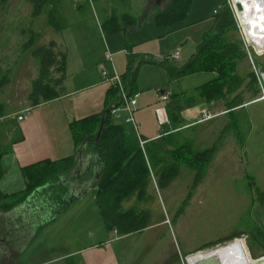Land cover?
Wrapping results in <instances>:
<instances>
[{
  "label": "rangeland",
  "instance_id": "rangeland-1",
  "mask_svg": "<svg viewBox=\"0 0 264 264\" xmlns=\"http://www.w3.org/2000/svg\"><path fill=\"white\" fill-rule=\"evenodd\" d=\"M129 1V11L137 17L135 18L140 21L139 25L143 26V29L127 36V41L121 40L122 47H127V50L135 48L132 50L139 52L136 54L141 56L145 54L142 56L145 60L155 62L164 61L166 55L173 54L175 48L179 47L180 59L169 60V66L177 71L190 60L193 54L191 50L195 52L204 32L212 29L214 10L222 7L226 0H193L189 15L171 26L173 30L170 27H157L152 35L145 32L152 27V23H155L160 6H165L169 0L159 2L127 0V3ZM61 2L63 27L66 26L61 31H56L48 23L47 9L50 8H46L41 15L33 18L28 0H10L5 5L0 3L1 67L9 72L10 78V83L0 89V120L3 118V123L13 121L11 115L25 107L23 102L26 101V90L27 88L29 92L32 90V83L38 76L39 62L33 56L36 48L51 37L54 39L51 41L57 40L60 44L59 49L66 57L69 54L68 58L73 60L76 53L73 44H78L82 53L78 55H84L86 51L85 61L88 63L86 67L92 69L90 63L97 54V29L101 31V27L107 36L111 33L104 27L107 15L101 8L119 10L122 13L123 6L127 4L126 0H61ZM87 8L92 9L94 14L87 17ZM31 32L38 36L33 47L28 50L26 44ZM141 33H145L146 42L133 47L130 38L141 42ZM234 37L239 39L238 33L235 32ZM160 41L161 44H158ZM82 43H85L86 50L82 49ZM146 47L165 53H156ZM139 61L136 58L134 66ZM261 63H264V56L256 57V67L264 70ZM156 69H159V72H143L141 80L138 79V91L141 95H160L161 90L149 86L153 81L157 82L158 86L160 85L163 90H169L177 99L180 96L178 100L183 108L182 121L173 127L193 122L198 118L202 101L206 103L200 97L198 87L216 78L217 73H199L179 80L172 79L163 67ZM238 72L247 80V84L250 81L249 75L254 72L249 59L245 58L239 63ZM258 87L261 91L260 84ZM240 92L246 105L215 120L177 129V133L171 137L176 146L189 143L196 151L216 146L213 159L206 168L205 177L196 189L193 188L195 173L183 164L180 176L168 188L159 189L153 179V183L147 189L150 197L148 201L139 202L132 197L124 202L125 210L134 207L150 212L151 226L143 233L121 236L115 230H108L99 214L94 190H87L88 193L83 200L93 207L92 235L87 230V237L83 243L78 241L71 248L72 252H75L72 256L75 263L77 260L78 264H85L81 259L87 249L77 252L84 246H91L89 249L95 251L120 252L122 264H189L188 257L216 250L231 243L235 245L238 243L243 252L246 250L245 253H248L250 258L244 262L246 260L251 264L264 262V100H258L261 93L257 95L250 93L245 87ZM29 104L32 105L30 101ZM224 107L226 106L221 105L219 111L225 110ZM177 111L173 112L179 115ZM167 114L170 120L168 111ZM166 126L163 129L169 128L168 124ZM1 137L6 138L4 132ZM63 190L61 181H54L49 192L52 202L61 210L65 204L69 205L76 199L73 192L63 196ZM190 193L192 196L189 204L185 211L178 215ZM50 213L45 209L42 216L37 217L31 210L29 214L23 213L22 219L24 223H38L40 220L48 222L53 216V212ZM30 232L26 231V235L30 236ZM232 237L236 238L231 239ZM219 242L221 243L218 244ZM210 244L215 245L202 249ZM52 254L56 256L55 254L60 253L56 251ZM18 262L22 264V261Z\"/></svg>",
  "mask_w": 264,
  "mask_h": 264
},
{
  "label": "crops",
  "instance_id": "crops-1",
  "mask_svg": "<svg viewBox=\"0 0 264 264\" xmlns=\"http://www.w3.org/2000/svg\"><path fill=\"white\" fill-rule=\"evenodd\" d=\"M149 1L151 2V0ZM126 5L123 6L124 11L122 13L119 10L101 8L107 15L106 22L112 19L113 16L118 18L120 29L109 33L110 35L108 36L102 31L101 27V31L97 29L96 35L98 33L99 36H97V54L96 58L90 63L93 66L92 69L86 67L88 65L85 61L86 51L84 55H78L82 54L81 50L78 44H73L76 53H74L75 57L73 60H70L68 58L69 54H67L66 79L64 82L65 94L61 98L38 106H30L29 95L31 91L29 92V88H27L26 101L23 102L25 107L11 115L13 121L3 123V118L0 120V148L2 153L0 157L2 172L0 193L3 195L21 193L26 189V183L22 174L24 167L41 161H60L76 156L73 169L70 172L61 173L44 188L28 196L25 201L13 209L9 211L0 210V264H19L18 260L22 261V264H55L56 262L68 264L70 260H73L72 256L75 253L71 250L73 245L78 241L83 243V240L87 237V230L92 235L91 216L93 214V207L87 204L83 198L88 193V189H93L94 193L97 190L100 178V166L98 164L93 165L94 159L89 154L79 153L76 155V145L70 130V124L75 120L101 114L105 109V99L110 89L107 79L113 76L114 71H117L121 75L127 71L128 54L133 53L132 49L135 48L131 47V50H127V47L123 48L121 40L127 41V36L142 31L143 26L139 25L140 21L129 11L130 1ZM164 7L160 6V10ZM48 11L49 9H47ZM87 13V17L94 14L90 8H87ZM157 27L159 26L156 24L155 16V23H152V27L148 28L145 33L152 35L155 33V28ZM145 33H141V42H138V39L130 38L131 45L135 47L138 43H145L147 40ZM51 40L54 39L48 38L42 45L48 44ZM55 42L57 43V47L60 46L57 40ZM64 43L65 41H63ZM158 44H161V41ZM81 47L86 50L85 43H82ZM146 49L160 54L165 53L153 50L152 48L146 47ZM177 49L180 48L176 47L175 51ZM58 50H60L59 47ZM105 51L112 53L114 64L106 60ZM194 51L196 52V50ZM195 52L191 50V53L194 54ZM136 53L139 52H134V54ZM173 54L166 55L164 60L167 59L169 61V56ZM142 56L138 58L140 61H142ZM102 66L107 69V78L104 77ZM157 67L163 66L159 64H142L138 79L141 78L143 72H159V69H156ZM149 86H155L154 89L161 90L160 95H167L168 100L161 102L158 99L159 95L156 94L152 96L141 95V92L138 91L137 81L136 93H139L140 97L135 116L139 127H141L140 135L149 141H157L164 144L167 149H172L175 146L171 137L174 135L172 133H177V129H183L188 125H196L199 122L206 123L215 120L217 117L225 116L224 114H228L229 112L226 107H224L225 110L219 111L221 105L225 106L224 101L212 102L210 104L202 101L197 114L198 118L180 127H173L182 121L183 108L178 100L180 96L177 99L173 93L169 90H163L155 81ZM202 100L204 99L202 98ZM159 107H165L171 116L168 129H163L167 126L160 125L158 122L155 111ZM174 109H179L180 114H175L173 111L177 110ZM204 112L210 114L213 118L202 121ZM20 115L24 116L23 120H18ZM2 132L5 133L6 138L2 139ZM54 181H61V184L64 186L63 196L67 195L68 192L76 194L74 195L76 199L63 211L50 198L49 192ZM96 186L97 188H95ZM45 209L49 213L53 212V216L48 222L42 220L38 221V223L23 222V213L29 214L33 210L35 216L40 217ZM45 215L44 213L43 217ZM28 230L31 231L30 236L26 235V231ZM90 247L84 246L81 250L77 251L80 252L87 249L83 252L81 259L85 264H122L120 260L122 253H112L109 250L95 251L94 249H89ZM56 251H59L60 254L53 256L52 253ZM74 264H78V261L76 260Z\"/></svg>",
  "mask_w": 264,
  "mask_h": 264
},
{
  "label": "trees",
  "instance_id": "trees-1",
  "mask_svg": "<svg viewBox=\"0 0 264 264\" xmlns=\"http://www.w3.org/2000/svg\"><path fill=\"white\" fill-rule=\"evenodd\" d=\"M9 1L0 0V3L5 5ZM192 1L169 0L165 7L157 13L156 24L159 27H170L173 30L174 28L171 26L183 21L189 15ZM28 2L32 7L33 18L41 15L49 7V25L56 31L66 28V26L63 27L61 0H28ZM104 27L112 33L120 29V22L116 16H113L104 24ZM236 31L233 15L223 5L220 11L214 12L212 29L204 32L196 52L187 64L177 71L169 66L167 59L160 63L142 59L134 66L136 58L141 55L129 53L128 68L122 77L127 83L130 94L136 93L142 64H159L172 78L179 80L203 72L217 73L216 78L199 88L200 95L205 102L210 104L224 101L228 113L245 105L240 91L245 87L250 93L257 95L260 93V89L253 72L249 75L250 81L247 84V80L238 72L239 63L245 60L247 55L240 40L234 37ZM37 36L36 33L31 32L30 39L26 44L28 50L33 47ZM33 56L38 60L39 65L38 76L32 83L29 95L30 103L32 106H38L61 98L65 94L66 55L58 50L54 41H51L36 48ZM261 64L264 69V63ZM0 76V89H3L10 83V78L9 72L4 71L1 67V58ZM105 104V109L101 114L75 120L70 124L76 145V155L79 153L89 154L94 159L93 165L100 166V178L95 195L97 206L107 229L115 230L121 236L140 234L151 226V214L148 210H138L134 207L125 210L124 202L132 197H135L139 202L148 201L150 197L147 194V189L153 183V179L159 189L168 188L180 176L183 164L195 173L193 188L196 189L205 177L206 168L213 159L216 146L196 151L189 143H184L167 149L164 144L149 141L140 135L141 139L147 141L144 146H141L140 138L132 127L123 121L115 120L112 110L106 114L103 131L98 137L105 111L109 107L114 109L122 104L118 89L110 87ZM75 158L76 156L60 161L46 160L24 167L22 174L26 189L12 195L0 193V210L13 209L25 201L28 196L44 188L61 173L70 172L73 169ZM1 174L0 168V178ZM191 196L192 193L186 199L185 205L180 208L178 215L185 211ZM67 207L68 204H65L63 210ZM215 244L207 245L202 249ZM68 264H74L73 260H70Z\"/></svg>",
  "mask_w": 264,
  "mask_h": 264
},
{
  "label": "built area",
  "instance_id": "built-area-1",
  "mask_svg": "<svg viewBox=\"0 0 264 264\" xmlns=\"http://www.w3.org/2000/svg\"><path fill=\"white\" fill-rule=\"evenodd\" d=\"M257 4L260 6V11L255 14H264V0H256ZM237 3H241V1L237 0H226L225 7H227L234 18L237 33L239 35V40L242 43V47L246 52L247 59H249L252 67L254 69V75L257 79L258 85L261 87V96L258 100H264V70H260L256 67L255 58L264 56V32L262 29H258L256 26H253L250 22L251 18V9L250 15H248V10L245 8V4L241 3L243 6V11H238ZM245 3V2H244ZM247 3V2H246ZM223 7V6H222ZM220 7L218 10H215V13L222 9ZM254 13V12H253ZM254 17V16H252ZM106 60L108 62L113 63V55L109 51L106 52ZM181 57L180 49H177L175 53L169 58L170 60H179ZM102 72L104 77L107 78L108 72L107 69L102 66ZM110 84V87H114L118 89L122 98V104L120 107L112 109V116L117 121H123L125 124L131 126L133 130L136 132L138 137L140 138V130L139 124L136 120V107L138 106V100L140 97L139 93H135L133 95L130 94V91L127 87V83L124 81L121 74L117 71H114L113 76L110 79H107ZM159 101L165 102L168 100L167 95H159ZM257 101V100H256ZM156 115L158 122L160 125H167L170 123L168 119V114L165 107H159L156 109ZM204 117L202 121H207L213 117L206 112L203 113ZM26 118V117H25ZM24 116L20 115L18 120H23ZM147 141L140 138L141 146H144ZM241 240V239H240Z\"/></svg>",
  "mask_w": 264,
  "mask_h": 264
},
{
  "label": "bare ground",
  "instance_id": "bare-ground-1",
  "mask_svg": "<svg viewBox=\"0 0 264 264\" xmlns=\"http://www.w3.org/2000/svg\"><path fill=\"white\" fill-rule=\"evenodd\" d=\"M245 4V8L248 10L250 15V9L252 11L251 18L249 19L253 26L258 29H262L264 32V14H255L260 11V6L256 0H237ZM245 2V3H244ZM247 2V3H246ZM254 12V13H253ZM254 16V17H252ZM237 249H236V247ZM243 252L242 248L237 243L236 245L231 243L222 248L216 250L201 252L191 257H188L189 264H251L245 259H249L248 253ZM259 264H264V262Z\"/></svg>",
  "mask_w": 264,
  "mask_h": 264
},
{
  "label": "water",
  "instance_id": "water-1",
  "mask_svg": "<svg viewBox=\"0 0 264 264\" xmlns=\"http://www.w3.org/2000/svg\"><path fill=\"white\" fill-rule=\"evenodd\" d=\"M156 1L159 2V0H156ZM236 6H237L238 11H241V12L243 11V6H242L241 3H237ZM111 110H112V107H109V108L105 111L104 116L102 117L101 124H100V128H99V131H98V137H100V135H101V133H102V131H103V128H104V125H105V116H106V114L109 113ZM95 188H97V186H96ZM257 264H259V262H257Z\"/></svg>",
  "mask_w": 264,
  "mask_h": 264
}]
</instances>
